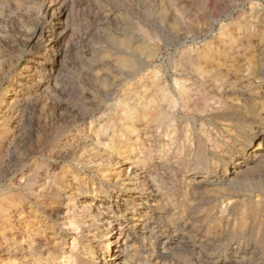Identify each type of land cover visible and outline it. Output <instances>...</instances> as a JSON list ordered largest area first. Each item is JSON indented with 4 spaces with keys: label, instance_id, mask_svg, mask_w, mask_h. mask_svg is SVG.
Listing matches in <instances>:
<instances>
[{
    "label": "rangeland",
    "instance_id": "obj_1",
    "mask_svg": "<svg viewBox=\"0 0 264 264\" xmlns=\"http://www.w3.org/2000/svg\"><path fill=\"white\" fill-rule=\"evenodd\" d=\"M56 259L264 264V0H0V264Z\"/></svg>",
    "mask_w": 264,
    "mask_h": 264
},
{
    "label": "bare ground",
    "instance_id": "obj_2",
    "mask_svg": "<svg viewBox=\"0 0 264 264\" xmlns=\"http://www.w3.org/2000/svg\"><path fill=\"white\" fill-rule=\"evenodd\" d=\"M4 92H5V96H4V98H2L3 100H1V102H2V107H8L9 106V103H10V101H8L7 102V99H6V97L10 94V92H9V89H5L4 90ZM9 98H10V96H9ZM98 141V140H97ZM101 145V144H100ZM73 223V222H72ZM75 227V226H74ZM79 229V228H78ZM118 232V231H117ZM96 236V235H95ZM108 236V235H107ZM98 237V236H97ZM99 239V238H98ZM114 242V244L117 246L118 245V239H116V240H114V241H111L110 239L108 240V241H106L105 242V245H104V251H105V253L106 252H109L110 251V249H111V245H112V243ZM114 248H116V247H114ZM34 252V251H33ZM117 253V252H116ZM115 255V257L117 258V254H114ZM112 255H110V257H111ZM68 257V256H67ZM115 259V258H114ZM61 263V261L59 260V259H56L55 261H54V263L53 264H60ZM74 263V262H73ZM113 264V263H112Z\"/></svg>",
    "mask_w": 264,
    "mask_h": 264
}]
</instances>
